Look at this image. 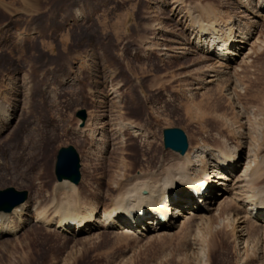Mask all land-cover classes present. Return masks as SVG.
<instances>
[{
  "label": "rangeland",
  "instance_id": "rangeland-1",
  "mask_svg": "<svg viewBox=\"0 0 264 264\" xmlns=\"http://www.w3.org/2000/svg\"><path fill=\"white\" fill-rule=\"evenodd\" d=\"M242 3L0 0V108L12 118L0 126V191L29 194L20 229L0 238V264H264L262 219L232 224L206 210L205 220L182 224L179 218L160 235L146 230L124 235L119 227L103 225L67 234L55 219L47 225L36 221V212L52 204L58 153L69 146L81 158L82 197L101 215L125 171L122 184L157 172L161 161L179 162L182 155L165 149L166 129L183 130L190 148L204 141L213 149L223 147L221 139L234 146L241 142L236 175L248 160L264 159V10L255 7L259 0ZM195 4L213 5L224 24L236 21L240 40L245 28L251 31L247 59L235 58L229 71L218 69L213 84L206 83L207 70L215 61L198 49L191 29L188 9ZM82 110L84 123L78 117ZM122 115L143 134H118ZM89 122L101 128L94 140L78 133ZM39 175L42 180L33 183ZM224 188L218 186V193ZM237 192L227 194L229 201ZM247 207L240 218L252 213Z\"/></svg>",
  "mask_w": 264,
  "mask_h": 264
},
{
  "label": "bare ground",
  "instance_id": "bare-ground-1",
  "mask_svg": "<svg viewBox=\"0 0 264 264\" xmlns=\"http://www.w3.org/2000/svg\"><path fill=\"white\" fill-rule=\"evenodd\" d=\"M181 1L183 2V0ZM249 2L250 0H243L242 4L247 3L251 6L252 3ZM213 7V5H209L206 8L195 4L189 6L190 9H188L192 17L191 29L195 34V40L198 39V49L200 50L201 46L203 52L207 51L211 60L215 61L216 67L207 70V77L210 80L206 83L211 84L215 83L220 76V68L223 71H229L232 69V61L235 58L244 56L243 60L247 59L250 51L244 53L247 51L244 46H249L251 39V31L245 28V32H239L242 35L240 40V35L236 34V21L229 20L225 24L218 21L220 16H216ZM255 7L264 10V0H259ZM77 18H82L81 13H77ZM239 67L234 72L240 71ZM2 107L0 108V126L8 125L12 120ZM120 117L118 134L122 135L123 132L131 130V134L136 138L143 134L141 128L126 122L123 115ZM90 122L84 128H80L78 133L81 137L94 140L101 128L97 126L98 124H90ZM221 140L224 141L221 148L213 149L204 141L203 145L198 144L194 148L189 147L190 149L185 156H179L177 164L169 165L161 161L157 172L141 173V175L128 177L122 184L121 181L127 177L125 171L123 175L119 176L120 179L115 185L116 195L111 196V205L103 211L102 215L97 213L92 203L91 205L85 203L86 199L82 197L78 185L69 181H57L54 193L52 191V204L49 205V208L46 205L36 212V221L47 225L55 219L59 228L65 227L67 234H70V231H73V234H84L103 225L105 228L113 230H116L115 227H119V232L124 235H136L145 232V230L160 235L176 226L179 218L184 219L182 224L205 220L204 216L208 213L207 211H216V218L224 217L232 224L235 222L244 224L245 221H242L244 218H250L253 223L262 219L261 222L264 223L263 157L260 159L258 156L254 161L248 160V166L237 176L235 171L242 165V157L239 154L243 147L242 143L234 146L226 143L227 140ZM45 152V147H43L42 156L46 159ZM18 160L16 158V162L20 161ZM2 166H7L5 159ZM88 172V174L92 173L91 171ZM215 179H218V182L214 181ZM41 180L40 175L32 178L33 183ZM101 180L105 181L104 178ZM228 182L233 183V185L231 184L229 187ZM43 186L45 183L39 185L41 190ZM218 186L225 187L223 193L220 190L218 193ZM98 187L104 188V182H100ZM201 187L207 188V192L201 197V202L205 204L204 207L196 202L195 197V194L200 192ZM232 187L238 192L237 198L231 199L232 202H230V197H227V194L232 192ZM38 194L41 195L40 191ZM233 202L237 206L236 210L234 209L237 212L234 217H232V208H230L231 213L228 212V207L234 204ZM244 205L249 206L246 213L248 214L249 211L252 213L248 214L247 217L242 216L240 218L244 211ZM26 207L27 203L16 208L12 214L0 213V238H6L18 232L21 226L18 225V222L22 221L21 217L25 215L24 209ZM156 210L158 212L155 215L149 216ZM170 211L172 214L169 222L164 224L161 222V218L163 219L164 216L170 214ZM151 220L157 221L155 228L148 227ZM71 224L73 227H70ZM243 232L242 229L239 238L244 237Z\"/></svg>",
  "mask_w": 264,
  "mask_h": 264
},
{
  "label": "water",
  "instance_id": "water-1",
  "mask_svg": "<svg viewBox=\"0 0 264 264\" xmlns=\"http://www.w3.org/2000/svg\"><path fill=\"white\" fill-rule=\"evenodd\" d=\"M78 117L84 123L87 119L86 111H80ZM163 136L165 149L173 150L182 156L186 155L189 143L183 130L179 128L166 129ZM81 169L80 155L73 146L62 148L59 151L55 167V175L58 182L69 181L79 185L82 182ZM28 197V192H19L14 188L0 191V212L13 213L16 208L26 203Z\"/></svg>",
  "mask_w": 264,
  "mask_h": 264
}]
</instances>
